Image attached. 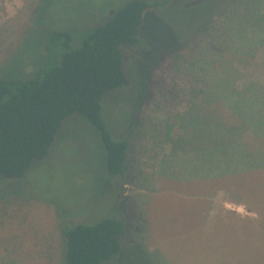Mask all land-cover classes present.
<instances>
[{
	"label": "rangeland",
	"instance_id": "1",
	"mask_svg": "<svg viewBox=\"0 0 264 264\" xmlns=\"http://www.w3.org/2000/svg\"><path fill=\"white\" fill-rule=\"evenodd\" d=\"M125 1L0 0V66H24L42 48L44 37L28 26L37 5L33 20L46 29L80 31ZM164 1L146 14L137 58L125 64L131 88L101 100L111 139L127 143L122 174L107 171L99 130L84 117L68 118L22 179L0 180V264H64L65 229L106 217L126 222V253L136 245L149 252L158 246L169 264H257L264 168L239 158L216 164L218 151L203 161L209 134L192 124L201 116L214 125L264 126V0ZM218 4L203 33L206 12ZM219 31L253 52L234 56L235 64L206 67L204 75L202 61L213 59L212 51L233 56L226 43L215 44ZM193 102L203 114L190 112ZM240 132L245 154L256 157L264 130ZM247 206L253 210L242 219L237 212Z\"/></svg>",
	"mask_w": 264,
	"mask_h": 264
},
{
	"label": "trees",
	"instance_id": "2",
	"mask_svg": "<svg viewBox=\"0 0 264 264\" xmlns=\"http://www.w3.org/2000/svg\"><path fill=\"white\" fill-rule=\"evenodd\" d=\"M164 3V0H126L102 23L80 31H72L70 28L46 29L41 19L33 20L37 5L28 26L36 27L33 35L39 33L44 37L42 48L38 49L35 59L26 61L24 66L19 62L13 67L0 66V180L22 179L34 162L47 155L57 133L65 121L73 116L86 118L99 130L107 171L122 174L128 155L127 143L111 139L101 119V100L109 91L130 87L125 64L137 58L136 48L142 39L146 14L156 11ZM218 6L214 12H206L202 23L203 33L207 32V23L214 17ZM25 33L22 36L24 39L27 36ZM214 41L215 44L226 43L233 56L224 58L220 52L212 51L210 55L218 60L214 57L202 61L204 75L206 67L235 64L234 56L250 55L253 52L249 50L252 46L249 49L235 46L236 39L231 34L225 35L219 31ZM207 51L210 52L209 49ZM133 52L135 56H132ZM26 69L34 71L27 72ZM189 109L192 114H203L202 107L196 106L194 102ZM234 113L237 115L240 112L236 109ZM244 121L240 125H214L200 116L192 127L203 125L209 134L203 140V161L208 160V152L218 151L220 156L216 164H231L239 158L251 166L258 164L259 169L264 168V144L263 147L256 145V149H253L256 157H250L245 154L246 147L240 136L242 131L238 133L240 130H248L250 126L264 130V126ZM261 134L258 137L264 138ZM3 198L4 194L0 201ZM247 210L252 211L253 208L247 206ZM116 212L119 210L116 209ZM263 215L261 213L260 217ZM206 216L208 213L203 216V222ZM125 223L118 218L106 217L95 224L70 225L64 231V264H169L159 254L160 247L157 244L153 252L136 245L137 249H133L135 252L130 249L126 253ZM262 225L264 227V223ZM253 226L249 228L260 232L259 227ZM150 236L154 241L151 233ZM258 238L259 245L262 241L263 244L261 254L256 253L255 259L258 258L257 264H264L263 230Z\"/></svg>",
	"mask_w": 264,
	"mask_h": 264
},
{
	"label": "crops",
	"instance_id": "3",
	"mask_svg": "<svg viewBox=\"0 0 264 264\" xmlns=\"http://www.w3.org/2000/svg\"><path fill=\"white\" fill-rule=\"evenodd\" d=\"M244 209H245V208H244ZM247 211H248V210H247ZM247 211H246V212H247ZM249 212H251V211H248V214H247V215L244 214V213H239V212H237V214H238V215L240 214V216H242L241 218H242V219H245L246 217H245L244 215H246L247 217L250 216V215H249V214H250ZM243 217H245V218H243Z\"/></svg>",
	"mask_w": 264,
	"mask_h": 264
},
{
	"label": "built area",
	"instance_id": "4",
	"mask_svg": "<svg viewBox=\"0 0 264 264\" xmlns=\"http://www.w3.org/2000/svg\"><path fill=\"white\" fill-rule=\"evenodd\" d=\"M239 208H240V207L236 208V210L239 211V210H238ZM241 209L244 210L243 213L245 212L246 215L248 214V212H246V210H245L244 208H241ZM239 213H242V212H239Z\"/></svg>",
	"mask_w": 264,
	"mask_h": 264
}]
</instances>
